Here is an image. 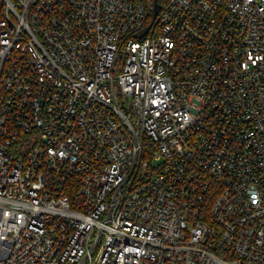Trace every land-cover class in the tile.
<instances>
[{
	"label": "built area",
	"instance_id": "built-area-1",
	"mask_svg": "<svg viewBox=\"0 0 264 264\" xmlns=\"http://www.w3.org/2000/svg\"><path fill=\"white\" fill-rule=\"evenodd\" d=\"M0 264H264V0H2Z\"/></svg>",
	"mask_w": 264,
	"mask_h": 264
},
{
	"label": "rangeland",
	"instance_id": "rangeland-1",
	"mask_svg": "<svg viewBox=\"0 0 264 264\" xmlns=\"http://www.w3.org/2000/svg\"><path fill=\"white\" fill-rule=\"evenodd\" d=\"M1 4H2V0H0V7H1Z\"/></svg>",
	"mask_w": 264,
	"mask_h": 264
}]
</instances>
